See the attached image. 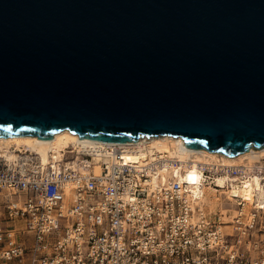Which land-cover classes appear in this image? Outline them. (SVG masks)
<instances>
[{
  "label": "water",
  "instance_id": "1",
  "mask_svg": "<svg viewBox=\"0 0 264 264\" xmlns=\"http://www.w3.org/2000/svg\"><path fill=\"white\" fill-rule=\"evenodd\" d=\"M264 145V0H0V136Z\"/></svg>",
  "mask_w": 264,
  "mask_h": 264
},
{
  "label": "built area",
  "instance_id": "2",
  "mask_svg": "<svg viewBox=\"0 0 264 264\" xmlns=\"http://www.w3.org/2000/svg\"><path fill=\"white\" fill-rule=\"evenodd\" d=\"M121 151L95 162L69 147L43 162L28 147L0 149V264H264V205L243 211L238 199L224 220L179 182L186 161L155 151L134 166ZM200 170L225 195L217 175L226 189L258 176L264 192V156Z\"/></svg>",
  "mask_w": 264,
  "mask_h": 264
},
{
  "label": "bare ground",
  "instance_id": "3",
  "mask_svg": "<svg viewBox=\"0 0 264 264\" xmlns=\"http://www.w3.org/2000/svg\"><path fill=\"white\" fill-rule=\"evenodd\" d=\"M113 145L122 147V151L120 152L121 160L125 163L130 162V164L134 166H141L146 161L150 160L155 151L166 152L168 157H176L181 161H186L188 167L181 172L179 182L184 184L185 187L191 191L192 199H197L196 202L199 206L203 204L204 201L207 202L206 197L208 193L211 192V194L216 196L220 195L214 186L211 184L205 185L202 182L200 165L206 163L216 164L220 162L223 163V165H236L246 161L251 162L264 156V145L260 147L250 145L247 149L235 155H227L220 151L191 148L187 146L185 140L181 136L171 134L141 135L135 140L118 143L80 138L78 133L71 132L68 128L54 132L50 138H39L37 135L24 134L0 136L1 150L9 149L12 146L16 148L28 147L31 150H35L43 162H47L50 155H54L55 157L61 156L62 151L69 148V146L75 148L78 152L87 151L92 154L93 160L98 162L102 159H107L105 158L108 156L107 147ZM164 167H167V165ZM94 169L98 171L99 167L97 164ZM163 179H166V173H163ZM226 179V175H217L214 181L217 186H221L222 189L225 190L227 199L233 204L230 215L225 214L227 220L235 213L236 207L234 202L238 199L243 201V211H246L253 203L259 206L264 205V192L261 190V182L258 176L253 180L254 183L248 180L243 181L241 184L232 182L231 185H228V189L225 188ZM256 188H258V191H256ZM208 203L210 204L209 200ZM217 203L219 207H221L219 198L214 199L213 204L215 205ZM229 227V224L226 225V228Z\"/></svg>",
  "mask_w": 264,
  "mask_h": 264
},
{
  "label": "rangeland",
  "instance_id": "4",
  "mask_svg": "<svg viewBox=\"0 0 264 264\" xmlns=\"http://www.w3.org/2000/svg\"><path fill=\"white\" fill-rule=\"evenodd\" d=\"M69 147H71V146H69ZM218 193L220 194L219 196H216V195H214V194H211V192L210 193H208L207 194V197H206V200H207V202H208V200L210 201V204H209V209L211 210V211H213V212H216L218 209H219V204L217 205V204H213L214 203V199L215 198H219L220 199V201H221V207L220 208H222V210H221V212L223 213V217H222V219H224V220H227V218L225 217V214H229L230 215V213H231V208H232V206H233V204L229 201V199H227V197H226V195L224 194V193H222V191H218ZM215 197H214V196ZM212 196V197H211ZM212 201H211V200ZM232 217V216H231ZM231 219V218H230ZM226 231H228V232H232L233 230H232V226H230L229 228H226V226H225V228H224Z\"/></svg>",
  "mask_w": 264,
  "mask_h": 264
}]
</instances>
